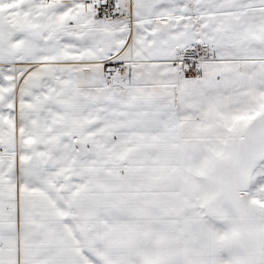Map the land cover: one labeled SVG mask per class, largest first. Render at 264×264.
<instances>
[{
  "label": "snow or ice",
  "instance_id": "1",
  "mask_svg": "<svg viewBox=\"0 0 264 264\" xmlns=\"http://www.w3.org/2000/svg\"><path fill=\"white\" fill-rule=\"evenodd\" d=\"M0 264H264V0H0Z\"/></svg>",
  "mask_w": 264,
  "mask_h": 264
}]
</instances>
